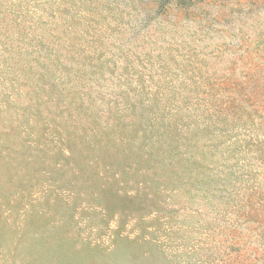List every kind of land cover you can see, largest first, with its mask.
Here are the masks:
<instances>
[{
	"label": "rangeland",
	"instance_id": "obj_1",
	"mask_svg": "<svg viewBox=\"0 0 264 264\" xmlns=\"http://www.w3.org/2000/svg\"><path fill=\"white\" fill-rule=\"evenodd\" d=\"M0 264H264V0H0Z\"/></svg>",
	"mask_w": 264,
	"mask_h": 264
}]
</instances>
